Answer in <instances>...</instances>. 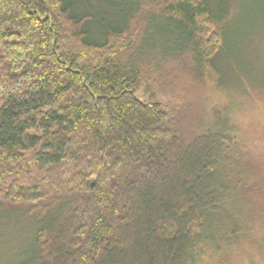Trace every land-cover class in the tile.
<instances>
[{
	"label": "trees",
	"instance_id": "obj_1",
	"mask_svg": "<svg viewBox=\"0 0 264 264\" xmlns=\"http://www.w3.org/2000/svg\"><path fill=\"white\" fill-rule=\"evenodd\" d=\"M230 10L0 0V234L22 238L16 264H207L247 235L264 180L226 116L158 100L188 76L262 90L225 80Z\"/></svg>",
	"mask_w": 264,
	"mask_h": 264
},
{
	"label": "rangeland",
	"instance_id": "obj_2",
	"mask_svg": "<svg viewBox=\"0 0 264 264\" xmlns=\"http://www.w3.org/2000/svg\"><path fill=\"white\" fill-rule=\"evenodd\" d=\"M228 2L231 10L223 27L229 39L225 80L234 84L235 79L246 88L249 85L260 86L262 90L254 88L248 93L234 91L232 88H218L209 82L207 76L199 84L188 76L179 82L187 92L182 98L175 99L164 94L158 100L162 108L168 111L190 106L191 117H202L204 123L211 119L212 111L220 110L232 127L234 144H239L237 152L244 158L254 159L253 165L260 169L259 177L264 180V0L259 3L257 0ZM137 97L147 99L142 89ZM262 189L264 192V186ZM36 206L14 207L31 213ZM255 210L257 213L247 225V235H244L240 243L223 257L213 256L208 259L207 264H264V209ZM21 239L17 232L0 234V264H16L23 248Z\"/></svg>",
	"mask_w": 264,
	"mask_h": 264
}]
</instances>
